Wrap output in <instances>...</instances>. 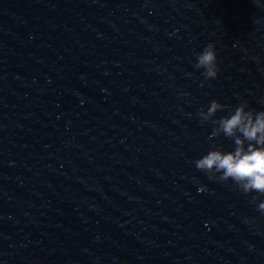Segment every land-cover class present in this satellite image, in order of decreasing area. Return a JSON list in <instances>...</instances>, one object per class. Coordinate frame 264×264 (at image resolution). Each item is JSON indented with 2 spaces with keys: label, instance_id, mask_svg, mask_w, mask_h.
Instances as JSON below:
<instances>
[{
  "label": "water",
  "instance_id": "95a60500",
  "mask_svg": "<svg viewBox=\"0 0 264 264\" xmlns=\"http://www.w3.org/2000/svg\"><path fill=\"white\" fill-rule=\"evenodd\" d=\"M213 100L264 111V0H0V264H264Z\"/></svg>",
  "mask_w": 264,
  "mask_h": 264
},
{
  "label": "clouds",
  "instance_id": "9594fccd",
  "mask_svg": "<svg viewBox=\"0 0 264 264\" xmlns=\"http://www.w3.org/2000/svg\"><path fill=\"white\" fill-rule=\"evenodd\" d=\"M196 60L193 67L203 69L205 80L217 77L219 69L212 43L207 44ZM223 110L224 106L213 100L207 111L201 109L198 116L202 124L211 121L215 125L209 139L223 134L225 138L234 141V150H210L194 161L195 167L210 180H231L245 195L258 193V196H252L251 202L256 203L259 196H264V111L248 110L247 102H241L230 117L213 119L218 111ZM257 211L264 215V201L259 202Z\"/></svg>",
  "mask_w": 264,
  "mask_h": 264
}]
</instances>
